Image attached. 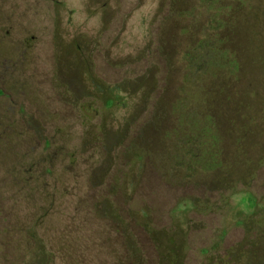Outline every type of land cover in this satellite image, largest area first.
I'll list each match as a JSON object with an SVG mask.
<instances>
[{"label": "rangeland", "instance_id": "1", "mask_svg": "<svg viewBox=\"0 0 264 264\" xmlns=\"http://www.w3.org/2000/svg\"><path fill=\"white\" fill-rule=\"evenodd\" d=\"M0 264H264V0H0Z\"/></svg>", "mask_w": 264, "mask_h": 264}, {"label": "trees", "instance_id": "2", "mask_svg": "<svg viewBox=\"0 0 264 264\" xmlns=\"http://www.w3.org/2000/svg\"><path fill=\"white\" fill-rule=\"evenodd\" d=\"M217 44L220 45L221 42L220 44L217 42ZM198 52L200 53L188 56L192 66L197 65V67L203 69L205 64H209L213 67L229 68L233 70V72L234 70L238 71L240 68L237 58H234L233 54H231L228 50H223L220 46H216V41H211L205 38V40L200 44ZM198 97H200V95H198ZM188 117L192 118L193 116L188 115ZM209 121H211L210 123H212L213 126L215 125L213 119H210ZM200 125L201 124L198 123V127H200ZM206 129L208 130L209 128L206 127ZM199 132L202 133L201 129Z\"/></svg>", "mask_w": 264, "mask_h": 264}]
</instances>
